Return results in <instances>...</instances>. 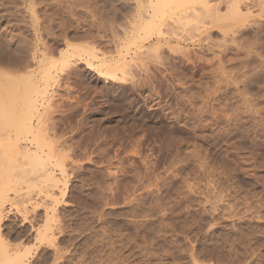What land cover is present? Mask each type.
Listing matches in <instances>:
<instances>
[{
  "label": "rangeland",
  "instance_id": "1",
  "mask_svg": "<svg viewBox=\"0 0 264 264\" xmlns=\"http://www.w3.org/2000/svg\"><path fill=\"white\" fill-rule=\"evenodd\" d=\"M210 1L211 19L192 16L156 52L145 41V68L119 82L86 57L126 53L132 0H0V46L55 41L83 58L59 68L54 56L61 190L49 197L37 172L8 171L16 154L0 141L1 242L28 248L25 264H264V1L236 0L238 24L233 1Z\"/></svg>",
  "mask_w": 264,
  "mask_h": 264
},
{
  "label": "bare ground",
  "instance_id": "2",
  "mask_svg": "<svg viewBox=\"0 0 264 264\" xmlns=\"http://www.w3.org/2000/svg\"><path fill=\"white\" fill-rule=\"evenodd\" d=\"M231 1H233V3H234V4L232 3V7H234L237 10L236 11L233 8L234 9L233 13L235 14L237 12L236 13L237 15L235 14V16H237V18L235 16H233V18H230V21H229V18L226 15L227 16L226 18H228L227 22L228 21L232 22L231 20H235L236 22L233 21L232 23L238 24L239 21L241 22V20H245L246 13L242 14L240 11H238V10H240V6H239V4H241L239 2L240 0L238 2L236 0H231ZM231 1H230V3H231ZM235 1H236V3H235ZM132 2H133L135 7L132 6L133 7L132 13H130L131 17H130L129 24H128L129 28L127 30V37L125 38V40L128 41L126 53L122 54L120 52V55L121 54L122 55L119 56V59L112 61V62H110L108 59H106L108 57H106V58L101 57L100 58L99 56H97L99 54L95 53V52L89 53L88 57H86V62H87L86 64L89 65V66H87V68L90 70L96 69L98 71L97 74L100 77H102L101 75H103V77H105V79H109V81H119L120 82V80L123 79V76H125L124 74H126V68H129V67H131V69L132 68H136V69L137 68H145L144 67L145 65L143 63H139V57L143 58L145 55V54L139 55L140 50H142V48L145 46L144 45L145 41H155L154 43L150 42L151 43L150 46L148 45V46L144 47L147 49H148V47L154 48L153 52H156L155 49L160 50V48H164L165 44L169 45L170 41H181L180 39L177 38V36H175V30H176L175 28H177L176 26H178L181 29L180 26L183 25L182 23L186 22V24H187V22L190 21V18L192 16H193V19H195V18L199 17L198 15L201 14L202 12H204V13L208 12L206 14H203V15H208L209 12L213 11V8H212L213 5L211 4L210 0H132ZM251 4H252V2H251ZM254 5H256V3ZM258 5H260L259 7H261L263 4L261 5L258 2ZM258 5H256V6H258ZM263 10H264V8H263ZM249 13H251V12H249ZM218 16L219 15H217V17ZM201 17L202 16H200L199 18H201ZM207 17H209V15L206 16V18ZM199 18H197V19H199ZM209 18L211 19V17H209ZM247 18H248V15H247ZM201 19H200V21H203ZM207 20H208V18H207ZM224 20H225V17H224ZM204 21H205V19H204ZM191 22H192V20H191ZM170 23H172V25H170ZM219 23H222V22H219ZM166 26L168 27V29L164 30L163 28ZM126 27H128V26H126ZM179 28H178V30H180ZM235 29H236V27H235ZM165 31H167V32H165ZM221 31H223V30H221ZM226 31L224 30L223 33H227ZM176 35H177V33H176ZM120 39H122V38H120ZM13 42L14 43L6 42V44H3V46H0L1 47L0 48L1 49L0 50V64L2 63L3 65L8 66V68H6V70L0 69V76L3 77V80L0 82V108H1L0 109V111H1L0 112V128L2 129V131L1 130L0 131L3 132L2 135L0 134V141L3 144L2 147L6 146L5 149L7 147H10V149H13V154H16V155H14V156H12V158H10L11 161L13 160L12 163H10L9 159L3 160L4 162L2 161V163L4 165H6V168H8V171H9V168L11 170V168L15 167V168H13V170L14 169L17 170L19 168V171L17 170V172H20L21 169L26 170V172H29V173H30V171L32 173L34 172L35 174L34 173L33 174L35 175V177L37 176L36 175V172H37L38 176L36 179L43 182L44 184H46L47 189H49L48 190L49 197H52L53 194H50V192L54 189H56V190L60 189L61 190L60 184H63V183H61L62 181L59 180L57 174L55 173V170H59L60 173H62V175H65V171H66L65 169L67 166L58 159L59 155H60L58 150H60V149H58L57 147L61 148V146H62V148H63V146L65 147V145L69 142L68 138L66 139V137L65 138L63 137L64 140H62V138H60L62 141H60V139H57L56 135H58V134H56V132H57L56 129L58 127H56V124H54V122H52L53 120H51L52 118L50 117V116L53 117V115H54L53 112L55 111V110L54 111L52 110L54 107V104L52 105L51 102H53L52 100H55V99L53 98L54 95L52 97L51 90L53 92L52 87H54L56 85V83L58 82L57 81L58 80V78H57L58 74L56 73L58 71H55V73H53L52 68H55L53 65L57 64V61H59V60L61 61L60 64L62 63L61 64L62 66H60V67L58 66L59 68H62V67L67 68L66 66L70 65L69 63H71V65L72 64H79L80 63L79 60H81L82 57L80 59L79 58L77 59L76 57H79V56H77V54L69 53L70 51H67V50H61V49L59 50L58 48L51 46V44H52L51 42H55V41H33L34 43H32V44L30 43V44L34 48H33V50L30 49V51H29L30 52L29 56H30V59H31L32 64H33V67H32L30 64L31 62L30 63L27 62V57H28L27 54L29 52L27 51V49L24 48L25 46L24 47L22 46L23 47L22 48V47H20L21 45L19 46L17 44V41H13ZM176 45H178V44H176ZM14 46H16V47H14ZM165 47H168V46L165 45ZM175 48H177V47H175ZM250 48H252V47H250ZM20 49L21 50L25 49V51H27V54H26V52H25V55L23 54L24 52L19 53V52H21ZM83 49H86V47ZM89 49H90V51H89ZM89 49L87 51L91 52V48H89ZM161 50H163V49H161ZM92 51H93V49H92ZM146 51L147 50L142 51V52H146ZM149 52H150V50H149ZM56 54L59 55V60H57V61L55 60V57H54ZM152 55L153 54H151V56ZM126 56L129 57V60L126 58ZM141 56H143V57H141ZM156 56H158V55H156ZM60 57H61V59H60ZM73 57L75 58L74 61H72L74 59ZM39 58H40V60H39ZM70 59H72V60H70ZM134 70L135 69H133V71ZM139 70H141V69H139ZM148 70H149V68H148ZM23 71L24 72L27 71V72L23 74ZM60 71L62 72V69H60ZM142 71H146V70L142 69ZM131 72H132V70H131ZM136 72H138V71H136ZM147 73H149V72H147ZM136 75H137V73H135V76ZM168 76H169V74H168ZM131 78H133V80H134L133 75L131 76ZM83 84H84V82H83ZM69 91H68V93H69ZM54 92H53V94H55ZM58 97H60V96H58ZM71 105H73V104H71ZM7 106H8V108H7ZM9 108H12L11 111L9 110ZM42 108H44L46 110L43 111ZM50 113H52V115H50ZM56 114H57V112H56ZM47 116L51 119L47 118ZM46 118H47V121H46ZM48 119L50 120V124L49 123L47 124ZM57 126H58V124H57ZM11 128L14 130L13 131L14 135L11 131L12 130ZM70 138H72V137H70ZM56 140H58V141H56ZM0 146H1V144H0ZM62 148L60 150V153L62 151V154H64ZM67 148H69V146ZM2 151H4V150L0 149V153ZM67 156H68V154H67ZM18 157L21 158L20 159L21 161H18ZM62 157L65 158L66 157L65 154ZM8 161H9V163H7ZM72 166H73V164H72ZM16 167H18V168H16ZM29 180H30V178H29ZM63 180H65V179H63ZM36 183H35V185H37ZM64 184H66V182ZM62 191H64V190H62ZM0 192H1L0 193V222H2L1 218L3 215V210L5 209L8 202L10 204V201H9L8 196H6V195H8L7 192H5V191H0ZM53 200H55V199H53ZM10 210H11V208H10ZM46 229H47V225H46ZM46 229H44L45 231L39 230L37 233L38 236L42 240L48 239ZM1 235L2 234H0V264H25L24 257L26 255H28L26 253L29 252L30 250L28 248H27V250H29V251H27L26 249H25V251L23 250L25 252V256H24V254H23L24 252H22V250L19 249L17 246H16V248H14V250H11V249H13V247L11 249H9L10 247L8 248L5 245L6 243L3 244V240L1 242Z\"/></svg>",
  "mask_w": 264,
  "mask_h": 264
}]
</instances>
